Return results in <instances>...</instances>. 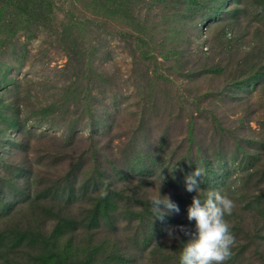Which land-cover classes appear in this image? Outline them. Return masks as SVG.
Returning <instances> with one entry per match:
<instances>
[{"label":"rangeland","instance_id":"1","mask_svg":"<svg viewBox=\"0 0 264 264\" xmlns=\"http://www.w3.org/2000/svg\"><path fill=\"white\" fill-rule=\"evenodd\" d=\"M209 190L264 264V0H0V264H179Z\"/></svg>","mask_w":264,"mask_h":264},{"label":"clouds","instance_id":"2","mask_svg":"<svg viewBox=\"0 0 264 264\" xmlns=\"http://www.w3.org/2000/svg\"><path fill=\"white\" fill-rule=\"evenodd\" d=\"M201 176L199 168L188 175L185 180L186 191L197 192V178ZM150 203L155 219L161 221L165 216L179 212V207L168 195L153 196ZM234 208L235 202L217 190L207 191L204 199L198 195L192 198V203L187 208V220L194 222V230L177 226L180 232L189 237L180 251L179 264H226L235 244L232 225L226 220V216H231ZM167 232L170 239L175 238L174 229L170 228Z\"/></svg>","mask_w":264,"mask_h":264}]
</instances>
